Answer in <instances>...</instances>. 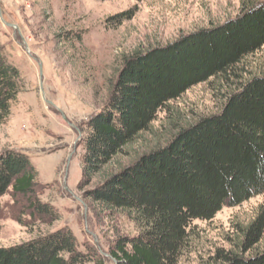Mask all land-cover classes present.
I'll use <instances>...</instances> for the list:
<instances>
[{
    "label": "rangeland",
    "instance_id": "obj_1",
    "mask_svg": "<svg viewBox=\"0 0 264 264\" xmlns=\"http://www.w3.org/2000/svg\"><path fill=\"white\" fill-rule=\"evenodd\" d=\"M264 0H0V49L19 72L18 94L0 124V155L16 151L34 167L32 194L0 198V248H9L67 228L89 262L115 264L117 241L134 237L137 226L124 212L106 210L82 187L83 141L88 120L107 102L125 61L189 35L233 20ZM121 14H127L118 18ZM264 76V45L226 75L197 84L159 110L103 174L142 154L163 148L179 130L218 113L243 84ZM100 175L99 179L101 178ZM48 205L55 220L33 204ZM264 193L236 207H223L210 221H193L176 264H222L220 254L249 257L243 233Z\"/></svg>",
    "mask_w": 264,
    "mask_h": 264
},
{
    "label": "trees",
    "instance_id": "obj_2",
    "mask_svg": "<svg viewBox=\"0 0 264 264\" xmlns=\"http://www.w3.org/2000/svg\"><path fill=\"white\" fill-rule=\"evenodd\" d=\"M123 16L127 14L118 18ZM263 45L264 3L125 61L107 102L86 124L80 179L82 187L90 186L86 198L106 210L124 212L138 228L136 236L117 241L109 253L115 264H176L193 221H210L223 207L264 193V76L243 84L218 113L179 130L163 148L103 174L167 103L211 77L226 75ZM18 82L19 72L0 49V124L9 116ZM36 178L26 155H0V198L9 188L14 194H32ZM32 209L55 220L48 205L34 203ZM263 231L261 207L243 233L242 252L256 245ZM216 259L222 264H264V249L249 257L218 253ZM87 262L88 253L79 250L65 227L0 248V264Z\"/></svg>",
    "mask_w": 264,
    "mask_h": 264
}]
</instances>
